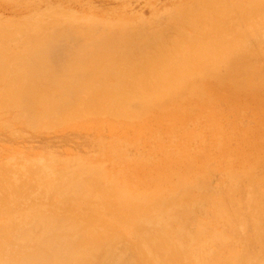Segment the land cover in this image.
I'll return each instance as SVG.
<instances>
[{
	"label": "bare ground",
	"instance_id": "bare-ground-1",
	"mask_svg": "<svg viewBox=\"0 0 264 264\" xmlns=\"http://www.w3.org/2000/svg\"><path fill=\"white\" fill-rule=\"evenodd\" d=\"M172 15L188 27L183 28L185 35L171 38L164 31L146 30L147 26L134 34L126 29L113 32L105 30V25L98 29L92 22L62 29L47 23L49 27L46 24L35 31L19 25L0 27L1 40L26 39L38 46L36 42L42 39H83L84 44L86 40L92 44L101 41V49L108 51L104 55L95 54V50L75 55L66 68L47 76L48 50L25 47L30 56L14 54L16 63L21 62L14 65L13 54L5 55L11 53L0 44V80L6 86L0 88V111H13V118L25 111L28 122L40 129L80 115L141 117L160 103L196 98L201 93L199 86L217 78L232 83L234 91L256 101L264 113V96L260 94L264 68L258 64L264 62V0H183ZM130 40L141 43L132 47L106 44ZM21 50L20 56L24 48ZM112 54L117 60H112ZM96 59L105 63L103 70L95 66ZM87 60L91 63L84 66L82 62ZM132 74H137L138 80L126 85L134 87L120 88L124 83L119 78ZM110 77H118L114 84L120 87L113 84L109 88ZM128 92L135 94V99ZM133 100V105L127 104ZM261 136L252 144L257 150L253 158L258 171L251 164L234 167L230 148V154L226 151L229 159L224 158L226 153L223 156L230 165L227 171H214L203 161L207 168L201 169L205 174L213 172L209 175L214 174L215 181L211 177L189 184L183 179L162 191L156 177L146 199L126 193L110 178L90 175L81 164L77 168L65 165L59 171L47 160L28 162L23 169L10 162L0 163V264H38L41 253L57 257L52 260L56 264H228L232 255L234 264H264ZM197 169L189 163L181 178L197 173ZM175 222L182 225L178 232L170 230ZM117 243L122 244V253L114 250Z\"/></svg>",
	"mask_w": 264,
	"mask_h": 264
},
{
	"label": "rangeland",
	"instance_id": "rangeland-1",
	"mask_svg": "<svg viewBox=\"0 0 264 264\" xmlns=\"http://www.w3.org/2000/svg\"><path fill=\"white\" fill-rule=\"evenodd\" d=\"M179 1L183 0H0V27L13 29L19 25L23 29L35 31L34 29L37 30L47 23H54V26L62 29L66 26L84 25L85 22H92L98 29H105L106 26L105 30L118 32L120 29H126L133 34L147 26L146 30L164 31L167 37L175 38L180 34L185 35L186 32H183V28H188L185 27L184 22L182 24V21L172 15ZM195 3L196 1H193V4ZM47 26L49 27V24ZM178 27L180 28L178 29ZM50 40L42 39L39 44L36 42L40 48L48 50L46 71L49 74L47 76L55 75L53 72L58 73L57 71L66 68L65 65L70 64L75 55L83 56L88 51L94 50L97 55L108 53L106 48L101 49L104 44L101 41L94 42V46L92 40H86L87 45L84 44L85 40L83 39ZM0 41V44L4 45V47L1 45L0 47L5 48L6 52L9 49L8 52L11 53L4 52L5 55L13 54L12 58L16 59L15 63L17 58L14 54H18L16 57L27 58L30 56L32 48L38 47L32 46L35 44L34 41L29 42L26 39H0ZM71 41L73 42L71 43ZM25 42L28 44L23 46ZM78 42L81 43L78 44ZM76 43L80 47H77ZM115 43L121 47H132L141 42L123 41L124 45L120 41L106 42L108 46ZM75 45L76 47H74ZM25 47L30 48H27L30 50L29 53ZM260 49L258 48V50ZM19 50L22 51L21 56ZM110 56L114 58L116 55ZM115 58L112 60H117ZM21 60L26 62V59ZM57 61L61 65L59 68L56 64ZM96 61L98 64L95 66L103 70L105 63L99 59ZM19 62L14 65H19ZM88 62L89 60L82 63L86 66ZM11 63L13 64V62ZM258 64L264 68V62L259 61ZM223 69L221 68V71ZM95 71L97 72V70ZM132 75L123 77L125 82L123 78H119L121 83L123 81L122 86L124 87L116 85L118 77H110L111 79H108L111 83L109 88H113L114 83H116L115 87L125 88L127 86L129 88L130 85H126V82L131 81L134 84V79L138 80L137 74ZM197 79L202 82L200 78ZM2 80H0V88L3 89L6 86L5 81ZM223 81L224 84H222ZM223 81L220 82L217 78L214 82L208 81L205 85L199 86L201 93L196 94V98L189 97L181 103L174 101L160 103L141 117L126 116V114L125 116L80 115L40 129L28 122L29 118L25 111L21 117H16V119L13 118V111L7 113L2 110L0 111V163L10 162L12 166L23 169L28 162L47 160L59 171L65 165H69L68 168H77L81 164L85 166L84 168L90 175L104 180L110 178L126 193L139 199L151 196L152 184L156 177L163 186L164 190L162 191L171 189L181 183L183 179H186L189 184H198L202 179H211V177L213 181L215 175H209L213 172L205 174L206 172L201 169V167L207 168V162L203 161L207 160L210 168L215 169L214 171L221 173L227 171L230 165L225 159L228 160L230 155L226 151L229 154L231 150L233 151L235 162L231 161L234 167H238L237 164H240L238 168H244L251 164L258 171V165L255 164L253 158L257 150L252 144H255L253 140L260 141L259 137L264 136V113L256 101L252 100L251 102L243 92L234 91L232 83ZM132 87L134 86H130V89ZM128 88L127 90H129ZM126 94L132 95L135 99V94L129 92ZM260 94L263 97L264 90H261ZM133 98L130 97V100ZM259 98L264 99V97L263 99ZM187 102L190 105L187 104L184 108L180 106ZM127 104L133 105L134 100L128 101ZM7 121L10 123H6ZM259 131L262 132L261 135H259ZM225 153L227 158L224 157V159ZM189 163L198 167V172L189 174L193 179L188 175L181 178L182 171ZM102 173L106 175L103 176ZM206 175L210 177H206ZM159 221L161 222V220ZM180 225L179 222H175L170 226V230L178 232ZM213 233L215 236H219L218 230H214ZM48 241V238L44 239L45 243ZM119 247H123L121 243L114 246V250L118 253L122 249ZM56 258L46 257L41 253L37 263L56 264L52 261ZM234 259L235 256L232 255L228 264H234Z\"/></svg>",
	"mask_w": 264,
	"mask_h": 264
}]
</instances>
